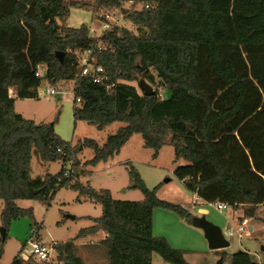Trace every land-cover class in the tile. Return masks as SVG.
<instances>
[{
    "label": "trees",
    "instance_id": "1",
    "mask_svg": "<svg viewBox=\"0 0 264 264\" xmlns=\"http://www.w3.org/2000/svg\"><path fill=\"white\" fill-rule=\"evenodd\" d=\"M126 3L129 10L123 8ZM70 8L90 10L101 21H106L99 15L102 9H118L136 33L118 24L99 37L86 25L68 28L63 23ZM56 52L65 54L62 63ZM86 52L104 69L103 83L81 75L78 54ZM38 66L44 67L40 76ZM152 72L169 97L162 98L159 88L148 97L129 85L145 80L156 86ZM70 82L76 121L99 131L124 124L103 145L85 139L72 146L56 133L57 117L36 124L16 113L15 99H37L43 84ZM134 135L153 150V158L172 146L173 163L184 162L174 175L198 199L256 219L264 208V0H0V220L5 231L15 219L34 218L33 210L17 201L50 207L65 188L78 193L77 201L101 205L102 216L76 239L103 233L100 245L109 264H152L154 254L169 264H188L185 251L153 234L154 210L182 219L188 211L158 199L157 189L146 188L133 165L127 169L129 188L142 192L140 202L116 201L109 190L80 181L90 176L88 167L118 155ZM80 145L93 151L83 164ZM33 153L45 163L61 161L60 171L32 179ZM53 247L55 263L18 255L11 264H84L73 242ZM232 264L252 261L238 252Z\"/></svg>",
    "mask_w": 264,
    "mask_h": 264
},
{
    "label": "rangeland",
    "instance_id": "2",
    "mask_svg": "<svg viewBox=\"0 0 264 264\" xmlns=\"http://www.w3.org/2000/svg\"><path fill=\"white\" fill-rule=\"evenodd\" d=\"M130 3L123 8L129 10ZM142 6L137 5L140 10ZM105 14L107 19L104 18ZM99 15L109 24L124 26L136 33L135 26L125 20L122 12L118 9H102ZM68 28L77 29L82 25L98 27L102 25L101 20L92 18V11L83 8H70L69 15L63 23ZM96 27V28H97ZM101 29L97 34H101ZM78 56L81 58L80 54ZM155 77L156 86L159 88L162 98L169 97V92L162 88L159 80ZM139 92V81L129 83ZM73 83L51 86L43 84L39 89L37 99H15V111L26 120L36 124H49L57 117L55 131L64 141L76 146L85 139L95 140L103 145L109 135H113L124 126L122 123H113L99 131L94 126L85 122L76 121L74 116ZM48 89H54L57 93L49 95ZM12 95V91L9 92ZM82 145H80V148ZM153 150L144 147V141L140 135H134L122 147L120 153L107 162H100L96 166L88 167L89 177H81L83 184H89L95 190H109L112 198L120 202H140L144 196L140 190L129 188L130 179L128 164L133 165L149 190L157 189L156 196L160 200L170 202L185 208L188 218H180L175 213L156 209L153 213V234L156 237L165 238L169 244L178 250L185 251L184 258L188 264H218L223 258V264H232V256L238 252H246L250 255L252 264H264V208H261L256 219L251 220L250 225L256 229V238H239L227 236L228 229L236 227V221L242 217L241 209L234 210L228 206L227 209L218 211L215 204L205 203L197 196L187 191L184 184L174 175L177 167L184 165L183 161L176 164L174 160V149L165 146L159 151L157 158H153ZM93 158V151L82 148L78 159L83 164ZM62 162L45 163L33 153L31 160V178H43L46 174H56L60 171ZM78 193L69 189H61L54 195L51 206L46 207L39 201L19 200L17 205L21 208H31L33 219L21 217L11 222L0 255V264H11L13 259L20 255L22 258L29 256L31 243L53 245L55 243L73 242L78 249V255L84 264H109L107 250L100 245L104 234L76 239L82 230L94 225V220L102 216L101 205L90 200L81 198L77 201ZM4 207L0 201V216ZM200 208L206 210L201 212ZM204 216L209 222L218 226L230 246L221 250H210L201 229L194 225V221ZM69 217H74L69 218ZM249 225V226H250ZM2 227L0 220V228ZM2 235L0 232V243ZM31 242V243H30ZM26 244V246H25ZM25 247L22 249V247ZM20 249L22 251L20 252ZM57 256V254H56ZM56 261V259H55ZM152 264H169L159 255L154 254Z\"/></svg>",
    "mask_w": 264,
    "mask_h": 264
},
{
    "label": "built area",
    "instance_id": "3",
    "mask_svg": "<svg viewBox=\"0 0 264 264\" xmlns=\"http://www.w3.org/2000/svg\"><path fill=\"white\" fill-rule=\"evenodd\" d=\"M105 19H107V15L104 16ZM102 25L94 27H89L90 35L93 37H99L101 34H97V30L101 29L103 32L104 30H107L114 24H109L108 21H101ZM101 32V33H102ZM81 58L79 60L80 62V72L82 76H90L95 83L101 84L106 79L104 69L101 66H96L94 63H92V58L90 59V52L82 53L80 54ZM37 76L42 75L44 71V67L38 66L37 67ZM49 95H55L57 92L54 89H48L46 91ZM69 166H64V170L69 171ZM198 199V197H197ZM215 208L218 211H222L227 209V205L223 203H214ZM253 219L250 218H244L243 216L240 217L236 221V227H232L228 229L227 236L233 237L237 235L239 238H256V229L253 225H250V222ZM250 225V226H249ZM31 243V242H30ZM54 244L53 245H45V244H34L31 243V247L29 250V256H32L38 263H55L56 259V252L54 250ZM22 249H20L21 251Z\"/></svg>",
    "mask_w": 264,
    "mask_h": 264
},
{
    "label": "water",
    "instance_id": "4",
    "mask_svg": "<svg viewBox=\"0 0 264 264\" xmlns=\"http://www.w3.org/2000/svg\"><path fill=\"white\" fill-rule=\"evenodd\" d=\"M55 55L56 58L59 60V62L62 63L65 54L63 52H56ZM139 88L144 93L145 96L149 97L156 94V91L145 80L139 82ZM80 149H82V147ZM38 192L39 191H36L35 193L37 194ZM69 218L73 219L74 217H69ZM194 225L203 231L204 237L208 243V247L210 250H221L228 248L230 246V243L223 235L221 229L218 226L214 225L213 223L209 222L204 216L196 219L194 221ZM0 232L2 235V241H4L6 238V231L3 227H1ZM263 250L264 247L261 246V251ZM218 264H223V258L219 260Z\"/></svg>",
    "mask_w": 264,
    "mask_h": 264
},
{
    "label": "crops",
    "instance_id": "5",
    "mask_svg": "<svg viewBox=\"0 0 264 264\" xmlns=\"http://www.w3.org/2000/svg\"><path fill=\"white\" fill-rule=\"evenodd\" d=\"M180 162H181V161H180ZM200 211H201V212H206V210L203 209V208H200Z\"/></svg>",
    "mask_w": 264,
    "mask_h": 264
}]
</instances>
